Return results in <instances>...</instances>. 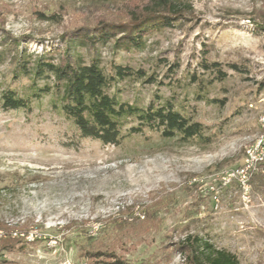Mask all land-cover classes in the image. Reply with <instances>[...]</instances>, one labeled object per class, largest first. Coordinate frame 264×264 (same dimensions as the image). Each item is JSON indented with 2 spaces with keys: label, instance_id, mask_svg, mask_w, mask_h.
<instances>
[{
  "label": "rangeland",
  "instance_id": "rangeland-1",
  "mask_svg": "<svg viewBox=\"0 0 264 264\" xmlns=\"http://www.w3.org/2000/svg\"><path fill=\"white\" fill-rule=\"evenodd\" d=\"M174 1L191 8L182 23L149 33L138 47L111 40L90 48L61 37L125 21L147 0H0V92L29 85L11 82L21 53L31 66L43 54L56 62L68 47L106 75L112 65L143 73L114 83L117 100L141 108L169 103L202 126L189 142L144 131L113 147L80 139L51 95L30 112L0 109V223L28 231L11 233L21 243L0 249V264H95L84 251L100 248L129 264L167 252L168 264H182L171 246L187 235L239 264H264V168L246 196L219 181L264 145V0ZM203 60L218 64L225 80L203 71ZM161 199L160 227L148 229L142 214Z\"/></svg>",
  "mask_w": 264,
  "mask_h": 264
},
{
  "label": "trees",
  "instance_id": "trees-1",
  "mask_svg": "<svg viewBox=\"0 0 264 264\" xmlns=\"http://www.w3.org/2000/svg\"><path fill=\"white\" fill-rule=\"evenodd\" d=\"M189 13L191 8L188 5L174 0H147V4L139 12L130 11L125 21H102L91 28L81 27L67 33L61 40L66 43L78 42L90 48H96L111 40H115L116 45L121 47H138L146 35L173 28L176 23L186 20ZM260 29L264 32V24L260 25ZM9 46L14 47V42ZM199 67L205 72H214L217 81L226 78V74L216 63L203 60ZM231 68L236 70L235 67ZM142 76L143 73L117 65H112L109 74L106 75L96 61L88 64L78 61L68 47L56 62L43 54L37 57L31 66L27 65L24 54L21 53L14 63L11 82L16 84L26 78L30 83L21 91L11 87L2 90L0 109L30 112L33 102L51 95L55 99L53 108L71 123L80 139L98 141L103 146L117 147L125 139L144 131L157 133L165 139L178 137L182 142L200 137L202 126L188 120L169 103L164 105L150 103L147 107L141 108L121 102L111 94L117 80ZM40 82H43L41 86ZM262 167L264 168V164ZM162 208L163 199L159 203H154L150 211L142 214V220L148 229L160 227L158 215ZM130 218H133L131 213L125 221L128 222L127 219ZM135 222L134 220L130 223ZM0 229L5 233L0 242L2 251L10 250L21 243L20 237H17L19 240L17 241L11 238V233L22 237L28 235L24 226L8 227L0 223ZM171 250L181 257L182 264H239L233 254L214 249L197 235H187L178 240L171 246ZM166 254L161 259L167 261L170 253ZM83 257L93 259L95 264H129L115 254L114 250L106 248L87 249ZM161 259L147 264H162ZM168 263L167 261L166 264Z\"/></svg>",
  "mask_w": 264,
  "mask_h": 264
},
{
  "label": "built area",
  "instance_id": "built-area-1",
  "mask_svg": "<svg viewBox=\"0 0 264 264\" xmlns=\"http://www.w3.org/2000/svg\"><path fill=\"white\" fill-rule=\"evenodd\" d=\"M259 138H264V136H260ZM262 164H264V145H258L257 150L248 154L247 158L242 159L240 166L226 172L220 177L221 186L226 187L236 184L242 190L243 195L246 196L250 189V182L253 176L260 170ZM210 191H214L213 187H210Z\"/></svg>",
  "mask_w": 264,
  "mask_h": 264
},
{
  "label": "bare ground",
  "instance_id": "bare-ground-1",
  "mask_svg": "<svg viewBox=\"0 0 264 264\" xmlns=\"http://www.w3.org/2000/svg\"><path fill=\"white\" fill-rule=\"evenodd\" d=\"M252 152H254V151H248L247 154H250V153H252Z\"/></svg>",
  "mask_w": 264,
  "mask_h": 264
}]
</instances>
